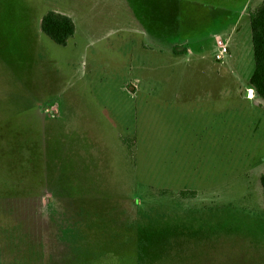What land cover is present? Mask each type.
Masks as SVG:
<instances>
[{"label":"rangeland","instance_id":"rangeland-1","mask_svg":"<svg viewBox=\"0 0 264 264\" xmlns=\"http://www.w3.org/2000/svg\"><path fill=\"white\" fill-rule=\"evenodd\" d=\"M262 1L0 0V264H264Z\"/></svg>","mask_w":264,"mask_h":264},{"label":"trees","instance_id":"trees-1","mask_svg":"<svg viewBox=\"0 0 264 264\" xmlns=\"http://www.w3.org/2000/svg\"><path fill=\"white\" fill-rule=\"evenodd\" d=\"M249 25L253 70L248 78V87L255 92L259 99L264 101V0L250 13ZM40 30L55 44L66 46L69 39L74 36L75 25L68 15L50 10L41 17ZM261 183L264 186V176L261 177ZM145 245L150 247L145 243L138 247L144 248ZM136 263L138 264V259Z\"/></svg>","mask_w":264,"mask_h":264},{"label":"built area","instance_id":"built-area-1","mask_svg":"<svg viewBox=\"0 0 264 264\" xmlns=\"http://www.w3.org/2000/svg\"><path fill=\"white\" fill-rule=\"evenodd\" d=\"M217 50L214 53L216 60L221 61L223 57L227 54V42L223 41L222 38L216 40Z\"/></svg>","mask_w":264,"mask_h":264},{"label":"crops","instance_id":"crops-1","mask_svg":"<svg viewBox=\"0 0 264 264\" xmlns=\"http://www.w3.org/2000/svg\"><path fill=\"white\" fill-rule=\"evenodd\" d=\"M40 20H41V18H40ZM40 20L38 21V26H39V28H40ZM184 52H186V51H184ZM181 53H182V52H181ZM186 54H187V53H186ZM186 54H185V55H186ZM222 70H223V69H222ZM224 71H227V70H224ZM224 71H223V72H224ZM222 75H224V73H222ZM249 76H250V75H249ZM249 76H248V78H249ZM248 78H247V80H246V85H247L246 87H247V90H249V91L252 93L253 90H252L251 88L248 87ZM253 92H254V91H253ZM254 93H255V92H254ZM256 97H257V96H256ZM257 98H258V97H257ZM247 99H250V98H249V97H248V98L246 97V100H247ZM258 99H259V98H258ZM260 100H261V99H260ZM76 141H77V140H76ZM79 142H80V141H79ZM80 143H81V142H80ZM77 144H78V141H77ZM79 149H81V148L79 147ZM82 150H84V148H82ZM78 170H79V167H78Z\"/></svg>","mask_w":264,"mask_h":264}]
</instances>
